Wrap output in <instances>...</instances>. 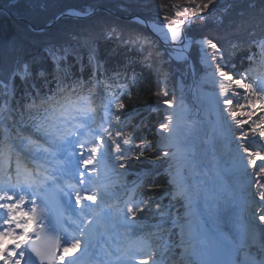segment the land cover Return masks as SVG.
Instances as JSON below:
<instances>
[{
    "label": "trees",
    "instance_id": "16d2710c",
    "mask_svg": "<svg viewBox=\"0 0 264 264\" xmlns=\"http://www.w3.org/2000/svg\"><path fill=\"white\" fill-rule=\"evenodd\" d=\"M228 1L213 0L203 11H194L208 0H0V6L14 16L27 18L37 26L71 9L89 12L103 6L119 15L101 11L86 19L64 17L51 29L34 32L26 23L1 10L0 81L10 85L11 94L3 96L0 86V105L12 96L14 110L24 111L30 98L40 101L52 86L54 89L58 85L69 89L73 84L89 87L95 78H105L103 100L109 101V113L104 146L106 158L115 163L111 182L118 190L134 186L131 201L119 216L133 217L144 225L155 224L149 240L155 246L169 240L164 254L176 243L175 231L170 227L175 204L165 170L169 158L157 145L156 128L163 119L162 112L153 107L160 102H172L177 94L188 99L192 77L187 60L172 59L145 26L121 17L138 14L158 24L172 25L185 16L214 8L212 13L194 18L185 26L186 36L192 40L190 56L195 79L205 71L196 41L211 39L223 52L225 65L221 67L234 78L243 77L251 85V99L234 100L231 111L239 113L244 121L241 144L255 151L258 147L254 140L262 139L258 126L264 125V93L260 82L253 80L264 76V47L261 46L264 42V0H233L222 10L220 7ZM50 50L63 57L59 68ZM26 64L31 70L30 76L22 80L19 75H13L17 70L22 71ZM40 71L45 75L39 76ZM165 75L169 77L170 90L164 86ZM117 103H123L124 108L118 109ZM258 112L260 116L256 118ZM27 116H24L25 123ZM19 121L20 116L14 111L10 124L14 126ZM124 139H129L130 143L124 144ZM113 141L120 145V152L116 151ZM121 154L125 159H117ZM261 168L264 167L257 170L260 198L264 195ZM128 195L126 191L120 204ZM261 202L260 209L264 211V200ZM129 208L133 212H129ZM161 251L162 247L157 250ZM172 251L166 260L176 264L177 252ZM257 252L264 254V248H258Z\"/></svg>",
    "mask_w": 264,
    "mask_h": 264
},
{
    "label": "bare ground",
    "instance_id": "6f19581e",
    "mask_svg": "<svg viewBox=\"0 0 264 264\" xmlns=\"http://www.w3.org/2000/svg\"><path fill=\"white\" fill-rule=\"evenodd\" d=\"M171 26H153L154 31L159 34V37L166 42L168 49L171 50L174 57L183 58L186 52L189 53L187 36H181V39L173 41L171 33L168 31ZM180 32V30L178 29ZM181 34V33H180ZM206 47L204 44L202 48ZM209 78H215L217 75L211 72ZM224 82V78H221ZM195 105L191 109L184 102H175L174 104L162 103V108L165 113L168 124L167 131L159 129L160 141L165 147H173L175 150L174 161L172 164V181L179 187L181 193L186 194L190 209L188 210V219L180 225V235L184 237L186 248L192 246L190 254L197 257L200 264H203L204 253L207 251L208 242L205 235L207 228H212L222 239L226 264H254V260L250 257L241 259L244 246L256 236L260 239L264 238V225L260 233L252 236L246 235V229L251 225L259 222L260 219L244 216L248 211L245 199L241 196V190L245 186V179L242 173L244 165V156L237 155L236 152L227 151V148L217 144L216 139L228 135L229 123L226 121L225 113L228 104H225V99H229V94L222 91H209L203 88L194 90ZM170 105V106H169ZM171 116L169 123L167 117ZM184 122L189 125L184 126ZM215 127V130L212 129ZM213 130V131H212ZM194 131V132H193ZM194 135L199 145L195 144L193 148L196 152L193 156L185 154L188 146L184 144V138ZM67 146V145H65ZM62 147V146H61ZM59 150V149H58ZM239 156V161H232L230 168L221 165V160H229L231 157ZM67 160V159H66ZM260 158H256V163ZM86 167L80 159L76 160L73 166L69 167L68 176L65 179H75L80 188L86 186ZM188 169V174L185 170ZM84 173L83 176L80 174ZM194 175L195 187H189L187 184L188 175ZM22 188V185H20ZM88 188V187H87ZM17 189V187L15 188ZM14 189V190H15ZM8 188H0V204H3L2 199L11 196L13 191ZM25 192V191H24ZM22 193L23 201L19 199L16 204H19L22 210L30 213L33 209L25 206L28 200L27 194ZM7 194V195H5ZM89 195H91L88 192ZM25 198V199H24ZM75 192H71L68 197L70 211L76 218L75 230L78 231V225L83 223L86 215L89 214L90 207L97 203V200H88L87 198L80 200L77 203ZM12 204V203H11ZM223 206L229 211V215L224 217L220 213L219 207ZM14 209V214L20 209ZM7 209V208H6ZM32 212V211H31ZM21 215H15V219L10 220L14 225L20 221ZM9 220L8 209L5 214V221ZM10 222L2 223L4 232H12L13 235L5 236L0 241V264H6L7 259L13 256H6V253H17L16 245L19 243V238L25 232L17 233L15 228L9 227ZM31 222L28 224V227ZM17 227V226H16ZM102 239L100 235L91 237L87 244L96 249L101 248ZM186 244V245H185ZM65 254V253H64ZM73 249L65 255H73ZM104 254H99L101 260L104 259Z\"/></svg>",
    "mask_w": 264,
    "mask_h": 264
},
{
    "label": "rangeland",
    "instance_id": "374dc122",
    "mask_svg": "<svg viewBox=\"0 0 264 264\" xmlns=\"http://www.w3.org/2000/svg\"><path fill=\"white\" fill-rule=\"evenodd\" d=\"M198 13H202V12H198ZM198 13H195V14H198ZM190 16H192V15H190ZM154 25L157 26L159 24H155V22H154ZM200 49L202 51L201 52L202 53V59H203L202 64L204 65V69L206 68L209 71L206 72V74H203L200 76L199 81L196 82V85H195L196 90L203 88L204 90H209V91H218V90L221 91L220 85H221V83H223L226 85H230L227 89V93L229 94V99H231L232 101H233V98L239 99V96H240L238 93L239 90L244 91L246 97H248L247 96L248 94H249V96H250V94L252 95L251 87L247 88V89L241 88V87L237 86L233 80L232 81L224 80V82H222L221 78H223V77H221L219 75V73L216 71V65L219 64L218 59H216L215 61H213L211 59V57L214 55L213 51L210 50V48L207 49L205 47L200 48ZM165 50L168 54L170 53L171 56H173L170 49L165 48ZM205 54H207V55H205ZM211 72H214L217 75V77L209 78L208 76ZM163 82H164V86L167 88V90H170L171 85H169V77L167 75H165ZM242 82L246 85H249L247 82H244V81H242ZM178 98H181V99H178ZM175 102H184L191 109H193V105L190 102L186 103L184 101V96L182 94H180V97L177 96V98H175L172 103H168V104H174ZM231 105L232 104H230V105L228 104V106L226 108V113H225L226 121L229 123V126H228V129H229L228 132L229 133L225 137H221L219 139H216V142L220 146L222 145L223 147L227 148V151L236 152L237 155L244 156V165H243L244 167L242 169V173H243V176L245 179V182H244L245 186L242 188L240 194L245 199L246 206L250 209L251 207L253 208L254 204L258 201L257 195H256L257 180H256L255 172H254V169L257 167V164L252 165V164H249V162H248L249 158H250L248 153H255V152H252L250 150H248V152L244 151L245 147L241 144V139L239 138L240 134L236 133L238 131V129H242V126H239V127L237 126V121L242 122V120H241V117H239V116H236L235 118H233V116L231 115V113H233L231 111V107H232ZM160 110L162 111V117H163V123L162 124H164L166 121L165 113H164L163 108H160ZM100 112H101V110L95 109L94 113H90L89 115L92 116V119H89L87 121L86 126L83 128L77 127V125L81 122L82 118L79 116V114H77L75 112L71 113V115H69V116H62L59 118V121L57 122L59 127L63 128L66 131L67 130L66 124H69V125H71L72 129L76 130L75 134H71L68 138V140H71V142H72L71 143L72 146H69V149H71V151H73V149H76V152H77L76 154H72V156H71L72 159H77V158L81 157V155H82L83 159L87 160V158H89L90 153L84 149L86 142H88L91 145L98 144V141H99L98 130L100 127H102L104 125V122H102L101 119H100V121H98V119L100 118ZM237 115H238V113H237ZM73 116H75L76 119L73 120L72 119ZM256 116H257L256 118H259V116H260L259 112H258V114H256ZM65 120H67V123L66 124L62 123ZM183 125L187 127L189 124L187 122H184ZM159 129H160V127L157 128L158 144L164 150V153L169 154L166 156V157L170 158V164L168 166V169H169V173L171 175H173L171 168H172L173 161L175 159V157L173 156L174 155L173 151L175 150V148L165 147L161 143V141H160L161 137L159 135ZM212 129L215 130V127L212 126ZM240 133H242V132H240ZM79 136H84L86 138V140L84 142H82L84 144L83 148L80 146L81 143L77 144L78 142L76 140ZM184 139H185L184 144L186 146H188V149L185 151V154L189 155V156H193L196 151L194 149H190V148H193L195 146V144L199 145L197 138L194 135H191V136L185 137ZM262 139L264 140V137H262ZM45 141H46V144L43 143L42 141L40 143L44 147L49 148V146H51V145L56 146L58 139H55L54 141L49 140V139H45ZM61 144H63V142ZM67 151H68V149H67ZM91 155L94 156V159H93L91 164L86 165L88 177H91V179H92L90 181V183L88 184V187L91 190L92 194H95L97 203L93 206L92 211H91V213H92L91 215H93V216H91V217L88 216L86 218L85 232H83L80 235V237L78 238V239H80L81 244H80V247L77 248L76 250H80L85 245V242L89 239V237H91L94 233H97V234L103 235V236H105V238H107V241L105 242L106 244L108 241H110V244H107L109 248L114 247L117 249L112 253L113 256L111 257V259L118 258V260H116L115 264H140L141 261H146L147 264H159V261L161 259L158 257L152 258V259H146V260L141 258V256L138 255L137 249L133 245V243H135L136 240L141 235L144 234L143 233L144 228H142V226H140L136 223H123V222L121 223L119 221H115V222L109 221V219L106 215V211H107V209L110 208V204L114 200V193L109 191V190H106V191L102 190V184L100 181L104 177L98 174V168L103 163L102 155H101V148L98 147L97 152L94 154H91ZM32 156H34V158L42 159L43 161H46L45 156L43 154L40 156H36L34 153H32ZM239 156L231 157L229 160H223L222 159L221 165L222 166L225 165L228 168H230L232 161H235V160L239 161L240 160ZM261 156H264V152L261 154ZM256 158L257 157H255V156L251 157V159H255V160H256ZM259 162L262 163V162H264V160H260ZM259 162H257V163H259ZM109 166L111 167L112 165L109 164ZM106 170H109V168H107ZM185 172L188 174V169H186ZM186 181H187V184L189 185V187H192V188L195 187L194 175L189 174ZM83 196L85 198L87 196V194H84ZM83 196H81V197H83ZM184 201H185V203H184L185 210L182 213L187 214L189 201H188V199H185V198H184ZM219 209H220L221 215H223L224 217H227L229 215V211L226 208H224L223 206H220ZM244 216H246V217L249 216V217H254V218L256 217V215L251 216L249 211H247L244 214ZM256 220H257V218H256ZM173 221L177 222V225H175L177 230H179L180 225L182 223H184V220L182 219V217H180V218L175 217L173 219ZM129 226L130 227L132 226L133 228H129ZM133 234H136V236L138 234L139 236L135 237V235H133ZM177 236L179 239V244H178L179 246L178 247L180 249V257H181L183 264H198L199 261H198L197 257H195V256L189 257L190 250L193 247L190 246L189 248H185V246H183L184 239L180 238V233H177ZM259 244L264 245V242H260ZM243 255L246 256L247 252H245Z\"/></svg>",
    "mask_w": 264,
    "mask_h": 264
},
{
    "label": "snow or ice",
    "instance_id": "6c2138e0",
    "mask_svg": "<svg viewBox=\"0 0 264 264\" xmlns=\"http://www.w3.org/2000/svg\"><path fill=\"white\" fill-rule=\"evenodd\" d=\"M212 2H213V0H208V3H205L202 6H198L196 9H194V11H203V9L208 8ZM185 11H187V9H185ZM198 18H200V17H198ZM180 23L183 24L184 21H181ZM168 31L171 33V38L173 41H176L177 39H181V34L178 31L177 27H169ZM200 43L202 45L206 44L209 48L213 49L215 52L220 51L217 43L213 42L210 39L200 41ZM261 46L264 47V42H261ZM50 55L53 58V60L56 61L57 67L59 68V62L61 59H63V57H58L54 50H50ZM205 55H207V54H205ZM211 59L213 61H215L216 60L215 55H213L211 57ZM221 59H222V57H221ZM216 71L219 73V75L221 77L224 78V80H227V81L233 80V77L231 75H229L227 72L221 70L219 64L216 65ZM13 75L14 76L19 75L20 78L22 80H24L26 77L31 75V70L29 69V66L26 64V65H24L22 71L17 70L16 72L13 73ZM38 75L44 76L45 73L43 71H40L38 73ZM234 83L241 88L247 89V88L251 87V85H246L241 80H235ZM0 86H2V88H3V93H2L3 96L7 97L11 94V92L9 90L10 85L8 83H4V82L0 81ZM229 86L230 85H226V84L221 83V85H220L221 91L227 92V89ZM78 87L82 88L83 86L81 84H74L71 87V90L69 91V89L67 87H61L58 85L57 92L55 94H53V96L48 97L47 99H43L39 105L35 104V101H33V103L31 105H27L25 107L24 111L12 109L11 107H9V101L7 99H5L4 103L2 105H0V113H7V115L4 116V119L7 120L9 117L12 116L14 111L18 112V114L20 116V121H19V123L15 124L16 129H17L16 138L21 140V141H27V143L31 146L29 151L34 153L36 156H40L43 153L47 152L48 149L43 147V145L40 143L39 140H33L30 135L26 134L29 131V128L34 129L37 133H41L44 138L54 141L55 139H59V138L63 137L65 134H69V135L75 134V131L72 129H68L67 133H66L63 128L58 126L57 122L59 121L60 116H64L65 114L71 115V113H73V112L79 114V116L82 118L81 122L77 125V127H79V128L85 127L87 124V121L89 119H92V116L89 114L94 113L95 109L91 106L90 96H79V95H77L76 99L75 100L73 99V95L77 93ZM262 90H264V89H262ZM57 95H60L59 100L56 98ZM165 95H167V93H165ZM165 103H169V102L165 101ZM224 103L230 105L233 103V101L231 99H225ZM116 107L118 109H122V108H124V104L123 103H117ZM31 109H35V112L33 113L31 111ZM26 111L28 113V120L31 122V124L28 126L25 125V121H24V116H25ZM231 115L233 116V118H235L237 113L233 112V113H231ZM72 119L74 120V119H76V117L73 116ZM171 119H172L171 116L167 117V120L169 123L171 122ZM116 120H119V116L116 117ZM62 123L66 124L67 120L63 121ZM242 123L243 122H241V121H237V126L238 127L241 126ZM160 127H161V129H163L165 131L169 130L168 124H161ZM258 127H260L259 135L261 137H264V125H260ZM253 131H255V129H253ZM105 132H107V129H105ZM58 133H59V135H58ZM117 135H121V133L117 132ZM98 138L101 141L103 139L102 137H98ZM109 139H111L110 133H109ZM70 142L71 141H69V143ZM113 143L116 145V151L120 152V145L117 144L115 141H113ZM123 143L129 144L130 140L124 139ZM80 146L83 148L84 144L81 143ZM98 147H99V145L94 144V146H92L89 149L90 155H89V158L87 160H84L82 155H81V157H79V159L84 163V165H88V164L92 163L94 156L91 154L96 153L98 150ZM108 151H110V149H108ZM244 151L248 152V149L245 148ZM164 155L167 156L169 154L164 153ZM248 155L250 157L248 162H249V164H252V165L256 164V160L251 159L252 156H255V157H258V158L264 160V156H261V154L259 152L248 153ZM5 156H7V158L9 160L11 159L10 150L6 151L4 146L0 145V166H2ZM117 159H125V157L123 156V154H121L120 156L117 157ZM121 166H123V165H121ZM21 167H22V165H21L20 161L17 160L16 171H17L18 175L20 173ZM260 171L264 172V168H261ZM36 172L38 174H40L41 169L38 167L36 169ZM80 175L83 176L84 173H81ZM44 179L45 180L51 179V177H48L45 175ZM88 179L90 181L91 177H89ZM5 195H7V194H5ZM7 198L9 200L12 199L11 196H8ZM19 199L21 200V202L23 201V197H20ZM87 199L94 201L96 199V196H95V194L89 195V196H87ZM261 199L264 200V195H261ZM79 201H80V197L78 194L77 195V203H79ZM19 207H20L19 204H0V208H7L8 209L9 220L5 221L6 223L10 222V220L16 218L13 210L18 209ZM31 211L35 212V208H33ZM128 211L133 212V209L129 208ZM22 215L27 216L29 214L28 213H22ZM260 220L264 221V215L260 216ZM30 222H31V217L29 216V220L25 221L24 223L17 222L16 226L18 228L24 229V231L26 233L27 228H28V224ZM11 235H13V233L10 231L9 232L0 231V241H2L5 236H11ZM80 244H81L80 239L75 238L71 241V243L66 244V246L63 248V252L65 254H67L70 250L79 248ZM55 246L59 247V240L58 239L55 241ZM16 247L19 248L20 245L17 244ZM33 251H36L37 255H40V252L37 251L36 249H33ZM10 255H16V253H10ZM19 255L21 257H23L24 253L21 252V253H19ZM49 259H52V256H49ZM60 259H63V256H61ZM6 264H7V262H6ZM16 264H19V261H17ZM140 264H147V262L141 261Z\"/></svg>",
    "mask_w": 264,
    "mask_h": 264
},
{
    "label": "water",
    "instance_id": "95a60500",
    "mask_svg": "<svg viewBox=\"0 0 264 264\" xmlns=\"http://www.w3.org/2000/svg\"><path fill=\"white\" fill-rule=\"evenodd\" d=\"M225 8H226V7H225ZM225 8H222V9H225ZM2 9H3V10H6L5 8L0 7V10H2ZM103 10H108V9H106V8H104V7H96V8H94L92 11H90V12H88V13H82V12H80V11H74V13H71V12H61V13H59L58 15H56V16L54 17V19H53V21H52L51 23H49V24H47V25H45V26H42V27H37L36 25L32 24L30 21H28V20L25 19V18H18V20L25 22V23L29 26V28H30L31 30L38 32V31H43V30H46V29H50L55 23H57L61 18L65 17V16L82 19V18L90 17V16H92V15H94V14L100 12V11H103ZM213 10H214V9H210V10L206 11L205 13H198V14H194V15H192V16H187V17H185V18L182 20V21H184L183 24L178 23V24L173 25V26H171V27H177V29L180 30L181 36L184 37V36H185L184 27H185V25H186L188 22H190L193 18H196V17L201 16V15H203V14H208V13L212 12ZM108 11H109V10H108ZM7 12L9 13V15H10L12 18L15 19V17H14L9 11H7ZM109 12H111V11H109ZM125 19H127V20H135V21H138V22L144 24V25H145V26H146V27H147V28H148V29H149V30H150V31H151L156 37H158V38L161 40V42H162L163 45L167 46L166 42L163 41V40L159 37V34L156 33V32L153 30L152 22H151L150 20H148V19H146V18H144V17H142V16H140V15H133V16H130V17H126ZM185 58H186L187 60L190 61V57H189V53H188V52H186V54H185ZM159 108H160V107H159Z\"/></svg>",
    "mask_w": 264,
    "mask_h": 264
}]
</instances>
